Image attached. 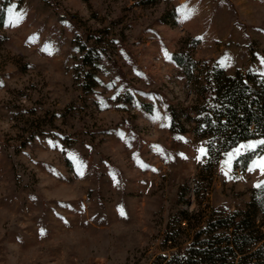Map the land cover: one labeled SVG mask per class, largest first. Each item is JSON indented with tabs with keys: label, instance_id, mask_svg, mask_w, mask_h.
<instances>
[{
	"label": "rangeland",
	"instance_id": "1",
	"mask_svg": "<svg viewBox=\"0 0 264 264\" xmlns=\"http://www.w3.org/2000/svg\"><path fill=\"white\" fill-rule=\"evenodd\" d=\"M243 85L264 0H0V264H212L264 182Z\"/></svg>",
	"mask_w": 264,
	"mask_h": 264
},
{
	"label": "trees",
	"instance_id": "2",
	"mask_svg": "<svg viewBox=\"0 0 264 264\" xmlns=\"http://www.w3.org/2000/svg\"><path fill=\"white\" fill-rule=\"evenodd\" d=\"M83 50L84 65L94 49L85 45ZM249 88L251 94L246 93L244 85L235 90L229 97V106L225 108L228 113L219 117V123L225 127L231 146L246 139V133L250 132L252 126H264V94L253 87ZM249 207L250 210L244 214L247 217L241 218L238 223L234 221L236 215L218 220L222 224L220 228L231 229L232 232L225 239L208 244L213 249L212 264H264V231L260 228L264 225V219L261 226L257 225L258 216H264V182L254 189ZM224 242L228 245L227 249L218 248ZM253 245L259 247L252 249ZM221 253H225L223 257L218 256Z\"/></svg>",
	"mask_w": 264,
	"mask_h": 264
},
{
	"label": "snow or ice",
	"instance_id": "3",
	"mask_svg": "<svg viewBox=\"0 0 264 264\" xmlns=\"http://www.w3.org/2000/svg\"><path fill=\"white\" fill-rule=\"evenodd\" d=\"M259 143H260L261 145H264V140L260 141ZM240 147L243 148V147H245V146H244V145H241ZM247 147H248L249 149H254L256 146H255V145H248ZM199 151H200L202 154L204 153V149H203V148H201ZM237 152H239V149H237ZM258 166L261 168L262 171H264V160H261ZM121 214H123V212H122Z\"/></svg>",
	"mask_w": 264,
	"mask_h": 264
},
{
	"label": "built area",
	"instance_id": "4",
	"mask_svg": "<svg viewBox=\"0 0 264 264\" xmlns=\"http://www.w3.org/2000/svg\"><path fill=\"white\" fill-rule=\"evenodd\" d=\"M244 173H245V171H244V170L238 171V176H243V175H244ZM206 195H207V196H209L210 194H209V193H207Z\"/></svg>",
	"mask_w": 264,
	"mask_h": 264
}]
</instances>
